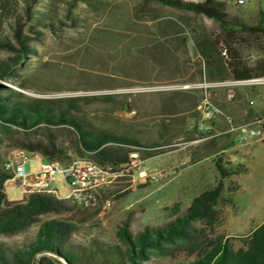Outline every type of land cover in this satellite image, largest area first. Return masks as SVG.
Instances as JSON below:
<instances>
[{
	"label": "rangeland",
	"instance_id": "obj_1",
	"mask_svg": "<svg viewBox=\"0 0 264 264\" xmlns=\"http://www.w3.org/2000/svg\"><path fill=\"white\" fill-rule=\"evenodd\" d=\"M91 1H79L72 6L70 0H0V38L16 45L14 33L21 30L32 49L29 55L17 58V51L0 46V66L13 64L12 75H0V82L33 97L115 93L121 103L126 101L128 110L121 105L95 101L85 107V115L98 128L129 135L142 142L143 146L113 145L120 158L127 154V160L118 165L133 161L134 165L129 168L133 181L128 182L129 177H124L111 190L113 194H103L109 196L112 203L104 213L76 206L70 210L47 212L24 231L0 235V240L12 245L28 243L34 239L43 220L57 218L74 225L72 238L75 242L83 244L96 239L113 243L117 227L123 221L128 219L133 233L146 226L162 225L183 213L194 196L220 180L222 192L214 222L211 226L198 222L197 226L209 237L223 235L233 247H238L242 238L264 220V131L255 140L229 143L224 152L221 151V137L226 134L202 139L205 133L194 126L198 117L196 107L182 110L183 99L189 105L191 94H202L195 86L201 81L196 77L195 69L199 58L189 39L185 45L172 47L169 52L161 45L155 51L148 49L141 55L132 53L128 57L121 55L120 48L113 55L96 45L88 48L86 39L90 31L100 35L112 32L155 39L158 27L180 31L179 35L174 34L177 39L198 25L217 32V23L192 11L155 2ZM235 1L225 0L236 12L244 10L247 13L243 19L246 22H250L261 1L264 3V0H242L239 4ZM43 7L51 9L56 18L53 25L58 28L38 23L31 30L29 25L33 16ZM257 44L239 46L242 57L250 65L264 59V48ZM19 82L27 87L21 89ZM183 90H189L191 94L177 93ZM209 92L212 102L236 123L264 119V85L227 84L211 88ZM48 130L68 155V158L55 160L93 159L90 155L82 156L73 147L69 130ZM42 131L39 127L28 133L15 127L4 133L0 131V163L16 149H23L24 143L42 138ZM217 139L220 140L217 142ZM107 147L112 145L107 144ZM27 153L31 170H37L43 156L39 152ZM217 158L226 169L234 172L221 177L215 166ZM96 165L104 169L98 163ZM141 171L144 177L138 175ZM54 180L60 200L71 205L64 199L69 193L66 177L56 173ZM124 186L128 188L116 193ZM4 193L6 200L13 203L21 201L25 195L11 180L5 182ZM98 206H105V199H98ZM193 257L180 253L174 258H153L151 264H170Z\"/></svg>",
	"mask_w": 264,
	"mask_h": 264
},
{
	"label": "trees",
	"instance_id": "obj_2",
	"mask_svg": "<svg viewBox=\"0 0 264 264\" xmlns=\"http://www.w3.org/2000/svg\"><path fill=\"white\" fill-rule=\"evenodd\" d=\"M82 1L70 0L74 6ZM144 3L155 2L175 9L192 11L203 15L217 23L218 31H210L205 25H198L182 36L175 35L180 31L158 27V37H132L114 33L97 34L90 31L87 46H98L105 53L114 54L117 48L124 57L135 53L141 55L144 50L155 51L163 45L166 51L179 44L185 45L189 39L199 61L196 63V77L207 81L244 80L264 75V59L250 65L240 53V45L256 44L264 48V11L258 13L246 22L237 15H231L226 10V2L221 0H142ZM56 19L49 7H43L32 18L31 30L35 24H49L51 28ZM73 19V17H71ZM86 26V25H83ZM16 45L0 38V46L7 50L18 52L17 58L29 55L32 51L28 37L18 30L14 33ZM164 39L165 41H162ZM262 43V44H261ZM225 50V55L222 51ZM162 56L159 57V59ZM15 60V59H14ZM12 63L0 66V75H12ZM195 79V78H194ZM192 79V80H194ZM190 79H185L189 81ZM21 89L27 86L18 83ZM198 92V90H193ZM201 91V90H200ZM189 90L177 93L191 94ZM189 105L182 100L183 111L197 106L201 96L191 94ZM123 106L128 110L127 102L116 99L115 93L96 95H71L61 97H33L11 88L0 82V131L15 127L25 133L39 127L43 136L34 142H26L23 149L27 152H39L49 160L68 158L62 146L56 142L48 128H63L69 130L73 137V147L84 160H94L104 169H110V163L117 165L127 160V154L121 158L113 145L143 146L142 142L112 130L94 126L85 115V107L95 101ZM170 104L172 101L167 100ZM163 101L164 104L167 103ZM196 114L198 111L195 112ZM107 144L112 147H107ZM22 149V148H21ZM1 160V157H0ZM5 160V159H4ZM0 163V235H11L24 231L32 222L47 212L70 210L75 205L65 204L60 197L50 194L24 195V198L13 203L7 201L4 193L5 182L12 173ZM215 166L221 177L234 170L226 169L215 159ZM222 184L219 180L212 188L201 191L194 196L186 210L176 214L162 225L146 226L133 233L129 229L128 219L118 225L113 243L100 240H90L78 243L73 240L74 225L66 220L50 218L43 220L36 231L33 240L21 245H12L0 240V264H151L153 258L176 257L180 253L194 256L188 261L172 262L170 264H264V220L250 230L242 238L238 247H233L230 240L223 235L209 237L198 222L211 226L214 222L216 206L219 203Z\"/></svg>",
	"mask_w": 264,
	"mask_h": 264
},
{
	"label": "built area",
	"instance_id": "obj_3",
	"mask_svg": "<svg viewBox=\"0 0 264 264\" xmlns=\"http://www.w3.org/2000/svg\"><path fill=\"white\" fill-rule=\"evenodd\" d=\"M232 1V0H229ZM237 4L242 0H236ZM225 55V50L222 51ZM227 84H248L264 85V75H259L244 80L229 81H207L203 78L196 83V87L202 91V97L196 106L198 117L194 125L201 133H205L202 139L215 135L212 133V122L215 117L221 114L220 109L212 102L209 90L218 88ZM253 103V100H250ZM229 123L228 132H232L234 139L239 143H246L261 136L264 131V119L255 118L250 121L234 123L230 117H226ZM133 161L124 164H111L110 169H99L94 165V160H84L75 158L70 161L60 162L58 160H49L41 158L37 170L32 171L28 160V153L24 149H16L13 155L8 156L3 163L6 170L12 173L8 180L13 181L20 187L25 194L30 195L33 192L41 194H50L59 197L57 194L54 175L62 173L67 180L69 193L66 198L73 205L80 209H96L104 213L111 207V198L103 196L116 187V184L123 181L124 177H129L128 182L133 181V174L129 168L133 166ZM139 176H145L144 172H139ZM128 186L119 188L116 193L123 192ZM98 199H105V206H98Z\"/></svg>",
	"mask_w": 264,
	"mask_h": 264
},
{
	"label": "crops",
	"instance_id": "obj_4",
	"mask_svg": "<svg viewBox=\"0 0 264 264\" xmlns=\"http://www.w3.org/2000/svg\"><path fill=\"white\" fill-rule=\"evenodd\" d=\"M221 1H225V0H221ZM226 10H227V12L233 13V14L239 16L242 19H244V16L247 15V13H245L244 10L243 11L236 12L233 9V7H229L228 5H226ZM259 10L264 11V3H262V1H261V5L255 9V13L252 14V16L250 18L252 19L258 13ZM220 111H221V114H219L218 116H216L215 119H214V121L212 122V130H211V132L212 133H215V136L220 135V134H226V136L228 137L227 139H226V136L221 137L222 138L221 139V142L223 143V146L221 147V151L224 152V148L229 143H233L235 141L233 133L227 131V129L229 128V123L227 122L226 117H230L233 122H234V120H233V118L230 115L225 114L221 109H220ZM245 114H248V112L245 111ZM234 123H236V122H234ZM219 140L220 139H217V142Z\"/></svg>",
	"mask_w": 264,
	"mask_h": 264
},
{
	"label": "bare ground",
	"instance_id": "obj_5",
	"mask_svg": "<svg viewBox=\"0 0 264 264\" xmlns=\"http://www.w3.org/2000/svg\"><path fill=\"white\" fill-rule=\"evenodd\" d=\"M94 165H96V163L94 162ZM98 167V166H97Z\"/></svg>",
	"mask_w": 264,
	"mask_h": 264
}]
</instances>
